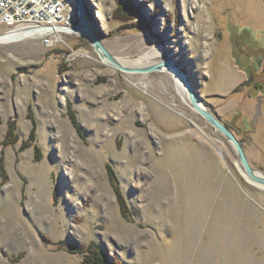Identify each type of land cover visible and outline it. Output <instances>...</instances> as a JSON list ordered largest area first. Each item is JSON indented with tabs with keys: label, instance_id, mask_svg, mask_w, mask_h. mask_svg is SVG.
Instances as JSON below:
<instances>
[{
	"label": "rangeland",
	"instance_id": "obj_1",
	"mask_svg": "<svg viewBox=\"0 0 264 264\" xmlns=\"http://www.w3.org/2000/svg\"><path fill=\"white\" fill-rule=\"evenodd\" d=\"M86 5L117 60L178 66L264 175V0ZM73 28L0 25L28 38L0 43V264H264V189L231 142L168 69L121 71Z\"/></svg>",
	"mask_w": 264,
	"mask_h": 264
},
{
	"label": "water",
	"instance_id": "obj_2",
	"mask_svg": "<svg viewBox=\"0 0 264 264\" xmlns=\"http://www.w3.org/2000/svg\"><path fill=\"white\" fill-rule=\"evenodd\" d=\"M87 0H75V23L72 31L81 30L83 31V35L86 36L93 46V48L99 53V55L108 61V64L112 67H115L121 71L128 73H151L162 70L161 67H165L169 71H171L177 78H179L182 82L184 90L186 92L187 100L192 108L199 113L209 124H211L215 129L220 131L234 146L238 159L239 165L244 171L247 178L251 181V183L259 188L264 189V175L256 172L245 153V150L242 146V143L237 139L232 130L226 126L223 122H221L212 112H210L201 102L200 97L194 91L192 82L189 80L187 75L176 66L171 60H163L159 64L152 65L149 67L142 68H128L122 66L116 58L106 49L104 44L101 41L99 30L93 26L92 18L87 13ZM77 24V26H76ZM63 32H68L67 29H61ZM29 34H32L34 30L29 29L27 31Z\"/></svg>",
	"mask_w": 264,
	"mask_h": 264
},
{
	"label": "built area",
	"instance_id": "obj_3",
	"mask_svg": "<svg viewBox=\"0 0 264 264\" xmlns=\"http://www.w3.org/2000/svg\"><path fill=\"white\" fill-rule=\"evenodd\" d=\"M75 17V0H0V25L11 30L49 27L59 35V29L74 26ZM44 42L51 40L44 38Z\"/></svg>",
	"mask_w": 264,
	"mask_h": 264
},
{
	"label": "bare ground",
	"instance_id": "obj_4",
	"mask_svg": "<svg viewBox=\"0 0 264 264\" xmlns=\"http://www.w3.org/2000/svg\"><path fill=\"white\" fill-rule=\"evenodd\" d=\"M75 32L76 33H78V34H83V31H81V30H75ZM28 35H30V34H28ZM32 35V34H31ZM28 38H27V36L25 35L24 36V34H22V33H19V31L18 30H16V31H12V32H10L9 34H6V35H0V43H9V42H16V41H23V40H27ZM103 58V60L104 61H106L107 63H108V61L106 60V58H104V57H102ZM156 58V57H155ZM169 58V57H168ZM117 60V59H116ZM156 60V59H155ZM122 66H125V67H127L128 66V68H129V66H131V67H149V66H152V65H156V64H154V63H151L152 65H150V63L149 62H146V63H142V64H139L138 66H136V65H133V64H131L130 62H127V61H123V60H120V59H118L117 60ZM133 61V60H132ZM161 61V60H160ZM163 62V61H162ZM125 64V65H124ZM159 64V63H158ZM149 65V66H148ZM161 69L162 70H167L165 67H161ZM162 70H160V71H162ZM172 75H174L171 71H169ZM175 80H176V82H177V85L181 88V91H182V93L183 92H185V90H184V88L182 87V83L179 81V79L178 78H175ZM68 175H70V173H68Z\"/></svg>",
	"mask_w": 264,
	"mask_h": 264
},
{
	"label": "trees",
	"instance_id": "obj_5",
	"mask_svg": "<svg viewBox=\"0 0 264 264\" xmlns=\"http://www.w3.org/2000/svg\"><path fill=\"white\" fill-rule=\"evenodd\" d=\"M123 9H124V15H121V12H119V13L114 14V18H116L118 20L120 19V20H124V21H130V20H133L135 17L138 16L137 9L132 4H128L127 3L125 6H123ZM121 197L122 196H120V194H119L118 198L120 199L119 201H120V203L122 205L121 206L122 207V212H123V214H125L128 211V209H127L125 201ZM84 252H90V251L89 250H84ZM98 254H100V253H98ZM100 255H101L100 257H102V254H100ZM96 262L98 264L104 263L103 258H101L99 261L97 260ZM92 263H94V262H92Z\"/></svg>",
	"mask_w": 264,
	"mask_h": 264
}]
</instances>
